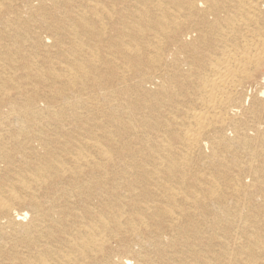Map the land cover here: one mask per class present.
Segmentation results:
<instances>
[{"label":"bare ground","instance_id":"obj_1","mask_svg":"<svg viewBox=\"0 0 264 264\" xmlns=\"http://www.w3.org/2000/svg\"><path fill=\"white\" fill-rule=\"evenodd\" d=\"M0 264H264V0H0Z\"/></svg>","mask_w":264,"mask_h":264}]
</instances>
